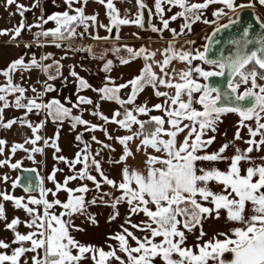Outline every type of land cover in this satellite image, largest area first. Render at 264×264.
<instances>
[{"label":"snow or ice","instance_id":"obj_1","mask_svg":"<svg viewBox=\"0 0 264 264\" xmlns=\"http://www.w3.org/2000/svg\"><path fill=\"white\" fill-rule=\"evenodd\" d=\"M63 2L66 10L45 18L41 9L37 21L28 24L25 13L39 7V0L31 8L17 0H4L5 8L15 5L21 20L12 29L0 30V36L10 35L11 41H17L25 30L32 33L37 28L39 31L32 33L33 43L51 37L52 45L67 49L61 59L67 58L68 50L92 53L91 46L71 43L77 38L120 40L122 26H137L161 38L168 31L171 38L155 51L148 46L134 48L127 44H113L106 50L117 54L120 65L143 61L138 74L123 83H116L110 75L114 67L112 60H107L101 68L106 75L99 87L91 86L74 66H68L76 86L75 102L68 97L64 103L56 98L44 100L47 93L56 91L49 81L62 77L63 65L51 53L39 59L32 54L27 60L25 55H20L0 69L3 81L0 82V131H10L19 125L32 133L23 142L11 145L6 138H0V157L6 151L9 153L0 158V168L20 170L22 161L12 162L18 150L25 152V158L33 164L46 165V148L54 149L53 159L68 168L62 182L56 179L57 173L64 171L62 168L53 167L46 177L36 167L24 168L28 175L17 176L11 187L13 190L22 187L25 195L17 197L7 189L0 190V221L12 233L11 240L0 238V264H85L86 261L90 264H264V155H251L264 152V21L257 14L255 23L260 31H256L254 24L243 21L240 15L243 9L254 8L252 0L246 4L237 0H154V12L145 0H135V14L127 8L121 14L115 0H96L104 6L108 24L98 21V13L85 14L89 0ZM257 3L264 7V0ZM213 5L220 7L213 9V19L209 20L206 11ZM173 8L179 10L166 18V9L172 12ZM154 18L159 25L152 22ZM178 19L183 21L179 30L170 27ZM49 22L55 26L45 29ZM197 22L213 26L212 33L204 37L206 42L201 47H192L195 41L185 40L187 48L177 47L178 38L191 33ZM98 27L108 35L102 37L98 32H89V28ZM81 28L83 31H78ZM224 32L232 34L221 41L218 37ZM132 35L141 39L137 33ZM31 46L24 44L26 49ZM122 49L127 56L118 55ZM214 49L216 54L211 55ZM157 52L161 60L155 59ZM49 59L51 64L43 63ZM173 62L183 63L185 67L179 70L172 67L169 71ZM33 69L46 75L43 82L38 81L42 90L31 84L25 86V76ZM148 87L161 100L151 107L147 99L137 103ZM88 89L97 94V101L79 94ZM125 89L129 91L122 95ZM29 90L31 96L27 95ZM102 102L118 105L111 117L101 110ZM10 108L23 110L22 115L6 120L4 111ZM74 110L78 114L74 115ZM84 112L99 123L84 119ZM153 112L161 114L153 115ZM31 114H42L45 120L34 122ZM227 114L239 117L233 140H225L218 150L210 152ZM48 119L61 126L68 120L73 131L78 126L89 133L101 131L107 142L95 135H91L90 141L85 140L83 132H78L74 138L79 142L74 158L57 155L62 153L58 144L59 127L52 137L40 134ZM108 125H115L113 131L124 134H111ZM242 129H247L246 140L241 135ZM223 135L226 137L227 132ZM238 140H243L247 147L236 146ZM92 142L98 146L95 151ZM114 145L120 146L119 154ZM230 147L234 153L229 156ZM37 154L44 159L37 161ZM138 155L143 157L141 166L129 164ZM220 162L227 167H216ZM111 168L119 169V180L111 176ZM10 179L9 175L0 174V182L7 184ZM76 181L77 186H69ZM46 182L53 187H47ZM213 183L219 190L211 187ZM105 186L107 191L103 190ZM61 192L66 194L63 201L59 198ZM89 193H94L91 198ZM6 202H11L14 211L22 210L27 219L14 216L9 221ZM100 206L111 209L106 217L109 225L121 218L119 209L126 206L122 223L105 234L103 245L81 242L73 233L86 229L76 219L82 218L83 223L99 228V214L89 209ZM222 210L226 212V223L235 226L204 239L207 235L204 223L221 219ZM141 214L144 219L133 222L132 218ZM21 225L28 229L26 233L19 230ZM137 232L142 235H136ZM189 235L196 240L191 246L187 244Z\"/></svg>","mask_w":264,"mask_h":264},{"label":"crops","instance_id":"obj_2","mask_svg":"<svg viewBox=\"0 0 264 264\" xmlns=\"http://www.w3.org/2000/svg\"><path fill=\"white\" fill-rule=\"evenodd\" d=\"M56 2L60 7H56L54 5L53 7H49L48 10L45 12V6H42V9H44V16L45 18L47 15H50L54 12H62L66 10L62 6V1L63 0H50V4H53V2ZM245 0H237L238 3H244ZM145 2L149 5L151 10L154 12V0H145ZM193 2H203V0H193ZM116 7L120 9L121 14H123L124 10L130 9V12L132 14H135L137 12V8L135 6V0H126V2H122V0H115ZM49 5V4H48ZM97 5V6H96ZM79 6V5H75ZM101 4L96 2V0H89L87 5L85 6V14L86 15H91L93 13H98L99 16V7ZM64 8L63 10H60L57 8ZM220 6L213 5L210 6L207 11H206V17L211 20L213 17L211 16V12L213 11L214 8H217ZM95 8V9H94ZM178 8H173L172 12H167L166 9V18L169 17L170 15L174 14L176 11H178ZM52 11V12H51ZM102 11L105 12V10L102 8ZM148 12V11H147ZM41 15V12H38L37 18ZM99 22H102L104 24H108V19L105 14L100 15V19H98ZM153 23L159 25L158 19H153ZM182 19H178L175 22H172L170 27L176 28L179 30L178 26L182 23ZM223 22V21H222ZM54 22H49L47 25L44 26L45 29H50L53 28ZM213 29L212 25H205L202 22H197L193 25L192 32L183 36L182 38H178L177 40V47H180L181 45H184L185 40H194L195 46L196 47H201L205 41H201V37L204 34H210L211 30ZM39 31V29L35 28V32ZM98 32L100 36H106L108 33L103 29V28H97V29H92V32ZM132 33H137L141 39H137L135 36L132 35ZM115 29L113 30L112 35L115 36ZM121 39L116 41L113 39H110L108 41H94L91 40L90 43L87 44H80L84 46H91L92 47V53H89L87 51H70L68 50L67 58L61 59L62 56L65 55V51L67 50L66 47L64 48H56L54 45L50 43L51 37L47 38V41H45L43 38L38 43H43L44 46H38V43H33V36L32 35H27L25 34L24 37L18 38L17 41H11V37L5 38V37H0V69H3L7 66V64L14 58H18L20 55H25L26 60L31 57L32 54H35L37 59H39L40 56L51 53L53 59L60 60V63L63 65L61 68L62 72V77L57 78L54 81H49V83L53 84L56 91L47 93L44 96L45 102L52 98L59 99L61 103L65 102V98L68 97L72 102L76 101V86L74 83V78L69 75V67L68 66H74L75 71L83 78H85L89 84L93 87H99L102 84L103 78L106 75L104 72L101 71V68L103 67V64L107 60H112L113 61V70L111 71L110 75L111 77L115 80L116 83H121L124 82L125 78L129 76V73L127 71L125 72H118L115 68L120 64L119 59L117 54H114L112 51H106L108 49H111L113 44H116L117 46L127 44L128 46L134 47V48H139L140 46H148L150 47L151 50L155 51L158 49H162L163 46H165V42L171 38V34L168 31H164L162 38L158 36L157 34L152 33L149 30H143L137 26H122L121 31L119 33ZM151 37V39H149ZM29 43L32 44L30 48H25L24 44ZM19 45L18 47L16 45ZM199 45V46H198ZM185 48L188 47V45H184ZM194 47V45L192 46ZM119 56H127V53L122 49L120 53L118 54ZM103 57V58H101ZM156 60H161L162 57L160 56L159 52H157V55L155 57ZM114 61H116L114 63ZM143 63V61L141 60ZM43 63L45 64H51L52 59L46 60ZM128 68V65L125 66ZM142 67V66H141ZM174 67L177 70L182 69L185 67L183 63L179 62H173L172 66L168 69L171 71V68ZM114 71V72H113ZM158 72L159 70L156 69ZM115 73L116 76L113 74ZM54 74V73H53ZM123 76H125L123 78ZM30 77V79H29ZM67 77V80L64 81L63 78ZM16 79L19 80V74H17ZM46 79V75L42 73L38 69H33L31 70L30 73L26 74L25 76V86L31 84L35 86L38 90H42L41 88V83H38V81L43 82ZM0 82H3L2 79H0ZM161 91H164L165 89L161 88ZM172 91V90H169ZM31 93V91H28ZM80 95H84L87 97L92 98L94 101L98 97L97 94L90 89L84 90L79 93ZM147 99L149 97L154 100V104L161 102L160 99L156 98L153 94V90L151 87H148V93H146ZM31 96V94L29 95ZM10 99V98H9ZM14 99V97H12ZM10 99V100H12ZM151 103L150 106L154 105ZM66 106L71 107V104H67ZM108 106V105H107ZM85 108H89V106L85 105L83 106ZM23 110H16L13 108L6 109L4 111V116L5 119L7 120L8 118H14V117H19L22 115ZM73 114H78L77 110L73 111ZM87 114L88 112L83 113V118L87 119ZM153 115H160L161 113L159 112H153ZM30 118L34 122H39L41 120H45L44 115H36V114H31ZM141 119H147V117H141ZM92 122V120H90ZM93 123H99V121L95 120ZM59 127L60 129V134H59V140L58 144L62 149V153H59L57 155H64L65 157L68 158H74L75 152L78 151V145L79 142L75 141V135L78 132H83L85 133V137H89L91 134L87 131H84V128L82 126H78V128L73 131L70 128V122L68 120H65L61 125L59 123H53L51 119H48L46 121V124L40 134L45 137H52L54 133L56 132L57 128ZM108 130L111 134L113 135H122L124 134L122 131H113L116 126L115 125H108ZM43 144V141H41V146ZM82 146V145H80ZM47 153L46 157V165L42 164V176H47L50 174L51 170L53 167L56 168H62L64 171L63 172H58L56 179L62 180L64 175L68 174V168L67 165L61 164L53 159V154H54V149L52 148H46L45 149ZM44 159V158H43ZM143 159L142 156L138 155L135 160H129V164L134 165V166H141V160ZM78 168L80 167L79 165L77 166ZM79 184L78 181L76 182H71L69 184L70 187H75ZM47 187H53V185L50 182H46ZM59 198L63 201L66 198V194L61 192L59 193ZM49 199H51V196H49Z\"/></svg>","mask_w":264,"mask_h":264},{"label":"rangeland","instance_id":"obj_3","mask_svg":"<svg viewBox=\"0 0 264 264\" xmlns=\"http://www.w3.org/2000/svg\"><path fill=\"white\" fill-rule=\"evenodd\" d=\"M17 2L20 3V4L25 5L28 8H31V6L35 2V0H17ZM41 5L45 6V12H46V10L49 9V7H53L54 5H56V7H60V5H58L55 1L53 2V4H50V0H39V7H36L35 9L25 13V19H26V22L28 24H33V23L36 22L37 14H38V12H41V9H42ZM62 6L64 8H66V5L64 4L63 1H62ZM63 7L62 8H57V10L58 9L63 10L64 9ZM102 8L105 10L103 5H101L99 7L100 11H99L98 19H100V15L101 14H105V12L102 11ZM10 13H15V14L14 15H10ZM20 20H21V16L18 14L15 5H13L11 7H8V8H5L4 0H0V30L12 29L15 26H18ZM34 32H35V28L32 29V33H34ZM32 33H30L27 30H25L22 33L21 37H24L25 34L32 35ZM205 35L206 34H204L201 37V41L202 40L205 41V39H204ZM0 37L9 38L10 35H4V36H0ZM194 47H196V46L194 45ZM115 62L116 61H114V63ZM194 63H199V62H194ZM141 66H142V62H141L140 59H138L135 62L128 64V68H126L124 65H120L119 64L115 69L118 72L120 71L121 73L125 72V71H127L129 73V76H127L125 78V80H123L125 82V81L131 79L134 75H137L138 74V70L141 68ZM205 67H207V66H205ZM113 74L116 76L115 73H113ZM124 77L125 76H123V78ZM121 83H123V82H121ZM242 90H243V86L241 87V91ZM128 91H129V89L122 90V95H124V93H126ZM146 93H148V88H146L139 95L137 103H142L143 101H145L147 99ZM30 94L32 95V93H29V92L27 93V95H30ZM9 98L12 99V97H9ZM125 98H126V96H125ZM97 100H98V97L96 98L95 101H97ZM147 100H148L149 106L151 105V103L154 104V102H153L154 100H152L151 97H149ZM117 107H118V105H116L115 103H111V102H102L101 103V110L103 111V113L105 115H108L109 117H111L112 111L115 110ZM87 119L88 120H92V123L95 122V120L97 121V118L91 116L89 113L87 114ZM238 120H239V117L237 115H235V114H227V115H225L223 117V123L220 124V126H219L220 135L217 136L216 141L210 147V149H209L210 152L218 150V148L222 145V143L225 142V140H233V137H234V134H235V131H236V125L238 124ZM225 131L227 132V136L226 137L223 135V133ZM83 134H84V139L85 140H89L90 141L91 135H95L99 140L105 141L104 134L101 131H97L95 133H90L91 135L89 137H85V133H83ZM31 135H32V133H31L30 129H28L27 127H21L19 125L13 126V128L10 131H7V130L0 131V138H6V140L8 141V145H11V143H13V142H23V139L25 138V136L31 137ZM116 135H118V134H116ZM209 135H212V133H209ZM241 135L244 138V140L249 138V136L247 134V129H242L241 130ZM105 142H107V141H105ZM39 144L41 145V141L39 142ZM235 144H236V146L240 147L241 149H245L247 147V145L243 142V140L235 141ZM91 146H92V150L93 151H95V149L98 147L94 142H92ZM114 146L117 149V154H119L120 146L119 145H114ZM26 147L30 148L31 145H26ZM233 153H234V148L230 147L228 149V151H227V155L230 156ZM7 155H9V153L6 151L5 156L4 157H0V158H5ZM26 155L27 154L25 152H23L22 150H18L17 153L15 154V156L13 157L12 162H15L16 160H21L22 161V168L36 167L37 171L41 175V173H42V170H41L42 169V164H39V165L33 164L31 161H29V160H27L25 158ZM105 155H107L106 152H105ZM251 155L252 156L264 155V152H260V153L253 152ZM35 159L37 161H41L43 159V157H41L39 154H37L35 156ZM215 166L219 167L220 169H225L227 167L226 163H223V162H220V163L216 164ZM104 167L105 168H109V165L108 164H104ZM0 174H7V175H9L11 177V179L8 181L7 184H4L3 182H0V190L7 189L8 191L12 192L17 197L25 195V193L23 192V189H21L20 187H17L14 190L11 187L12 180H14L16 178V170H11L10 168H8L6 166L4 168H0ZM111 176L113 178L119 180V178H120L119 177V169L111 168ZM59 181L62 182V180H59ZM89 187L90 188L92 187L90 182H89ZM211 187L214 190H219L214 183L211 185ZM103 190L107 191L108 190L107 186H105ZM93 194L94 193H89L88 197L91 198V196ZM119 210H120V213H121V218L117 219L115 222H113L112 224L109 225V224L106 223V217L110 213L111 209H109L107 207H103V206L90 207V209H89L90 212L99 214L98 215V219L100 221V227L96 228V227H94V226H92L90 224L83 223L82 222V218H78V219H76L75 222L78 225H81L82 227H84L86 230H85V232H81V233L74 232L73 234L81 242L93 243V244H96V245H103L104 244V240H105V234L108 233L110 230L118 229V225L120 223H122V220H123V218L125 216V213H126V206H121ZM6 212H7V216H8L9 221L14 216H18L21 220L27 219L25 213L22 210H17V211L13 210V206H12L11 202H6ZM132 219H133V222H139L140 220L144 219V217L141 214V215H138V216H134ZM233 226H235V225L226 223V212L222 210L221 211V219L216 220V219L213 218V219L207 220L204 223L203 228H204V231L207 233V235L205 236L204 239L207 240L212 235H214L216 232L224 231L227 228L233 227ZM19 230L22 233H26L28 231V229H26L23 225L20 226ZM198 234H199V232L197 231L196 235H198ZM136 235L140 236L142 234L137 232ZM0 238H4L6 240H11V238H12V233L10 231L5 230L3 221H0ZM109 242L110 243H114V242H111V241H109ZM195 242H196L195 236L189 235L187 244L189 246H191ZM226 257L230 258V254H226ZM85 264H90V261H86Z\"/></svg>","mask_w":264,"mask_h":264},{"label":"water","instance_id":"obj_4","mask_svg":"<svg viewBox=\"0 0 264 264\" xmlns=\"http://www.w3.org/2000/svg\"><path fill=\"white\" fill-rule=\"evenodd\" d=\"M145 21H147V17H148V12L147 10H145ZM243 21L247 22V23H253L254 24V27L256 29V31H260L259 29V26L255 23V20L253 18V15L251 13V11L249 9H243L240 13ZM147 27V24L145 25V28ZM213 31V30H212ZM212 31L210 32V34L212 33ZM233 31H239V29H233ZM232 33L231 32H224V33H221L220 36L218 37L221 41H223L227 36L231 35ZM206 42V41H205ZM219 46H216V48H218ZM216 52H215V49L213 51V53L211 55H215ZM24 168H21L20 170H16V177L17 176H20V177H24L26 175H28L27 173H25L23 171ZM22 189V187H20Z\"/></svg>","mask_w":264,"mask_h":264},{"label":"flooded vegetation","instance_id":"obj_5","mask_svg":"<svg viewBox=\"0 0 264 264\" xmlns=\"http://www.w3.org/2000/svg\"><path fill=\"white\" fill-rule=\"evenodd\" d=\"M249 0H245L244 3H248ZM252 3L254 5V8H246V9H249L253 15V18L254 20L256 21V18H257V14L259 16V19L264 21V7H261L258 3H257V0H252ZM223 22H226V21H223ZM213 30V29H212ZM211 30V31H212ZM243 86V85H242ZM241 86V87H242Z\"/></svg>","mask_w":264,"mask_h":264},{"label":"built area","instance_id":"obj_6","mask_svg":"<svg viewBox=\"0 0 264 264\" xmlns=\"http://www.w3.org/2000/svg\"><path fill=\"white\" fill-rule=\"evenodd\" d=\"M78 31H83V29L81 28ZM89 32H92V28H89ZM90 42H91L90 38H86V39L77 38L75 41H72L71 43H74L75 45H80V44H87Z\"/></svg>","mask_w":264,"mask_h":264}]
</instances>
